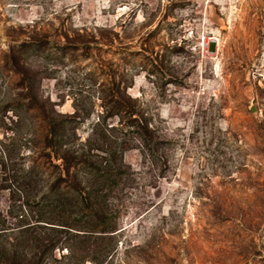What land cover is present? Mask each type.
Wrapping results in <instances>:
<instances>
[{
	"label": "rangeland",
	"instance_id": "obj_1",
	"mask_svg": "<svg viewBox=\"0 0 264 264\" xmlns=\"http://www.w3.org/2000/svg\"><path fill=\"white\" fill-rule=\"evenodd\" d=\"M30 39L43 50L29 54ZM14 60L39 70L58 110L79 106L81 139L114 81L131 82L156 127L152 156L127 116L107 117L127 146L107 191L117 230L102 238L81 221L44 264H264V0H0V139L21 167L36 124ZM12 182L0 190L9 229L26 213Z\"/></svg>",
	"mask_w": 264,
	"mask_h": 264
},
{
	"label": "trees",
	"instance_id": "obj_2",
	"mask_svg": "<svg viewBox=\"0 0 264 264\" xmlns=\"http://www.w3.org/2000/svg\"><path fill=\"white\" fill-rule=\"evenodd\" d=\"M45 43L42 39H30L26 43L29 54L42 51ZM13 65L14 70L23 75L21 83L27 89L22 106L34 117L36 128L31 140L35 144L30 153L22 155L25 158L30 154L31 164L19 167L16 149L9 147L11 140L8 141V137L0 139V190L8 187L9 182L17 181L26 210L18 214V224L12 229L0 217V237L6 238V242L0 243V264H44L47 254L64 248L59 244L63 231L80 229L81 221L98 237H112L117 230V222L110 215L107 191L119 184L125 175L124 150L127 146H121L114 136L115 125H110L107 117L127 116L125 124L141 135L143 147L152 156L156 155V146L151 145L156 127L138 98L127 92L131 82L122 86L120 81H114L111 91L101 96L104 109L98 120L87 137L81 139L77 130L82 118L79 106L72 112L58 110L49 96L40 93L39 70L30 63L28 70L23 69L16 60ZM3 107L1 103L0 110ZM21 113L16 112L18 118ZM12 120L15 122L14 118ZM12 132L15 135L16 129ZM54 159L60 160L54 162ZM33 217L35 219L31 220ZM40 225H46L50 231L41 234L36 229ZM65 247L69 257H78L76 248ZM102 253L107 255L109 251L102 250ZM82 257L83 261L86 256Z\"/></svg>",
	"mask_w": 264,
	"mask_h": 264
},
{
	"label": "water",
	"instance_id": "obj_3",
	"mask_svg": "<svg viewBox=\"0 0 264 264\" xmlns=\"http://www.w3.org/2000/svg\"><path fill=\"white\" fill-rule=\"evenodd\" d=\"M251 109H252V110H255V108H254V107H252Z\"/></svg>",
	"mask_w": 264,
	"mask_h": 264
}]
</instances>
